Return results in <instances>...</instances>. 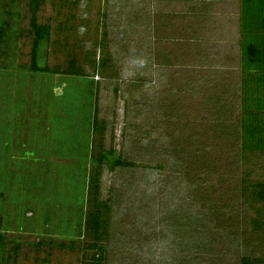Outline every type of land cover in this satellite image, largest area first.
Listing matches in <instances>:
<instances>
[{"label":"rangeland","instance_id":"374dc122","mask_svg":"<svg viewBox=\"0 0 264 264\" xmlns=\"http://www.w3.org/2000/svg\"><path fill=\"white\" fill-rule=\"evenodd\" d=\"M240 6L42 0V72L30 68L29 0H0V264H88L97 249L82 215L96 171L107 264L264 256V229L241 196L264 179V153L239 146Z\"/></svg>","mask_w":264,"mask_h":264},{"label":"trees","instance_id":"16d2710c","mask_svg":"<svg viewBox=\"0 0 264 264\" xmlns=\"http://www.w3.org/2000/svg\"><path fill=\"white\" fill-rule=\"evenodd\" d=\"M42 0H29L31 18L29 32L33 34L31 48L32 71L48 72L46 66L40 67L36 63V52L43 41L48 40V26L40 24L36 19V11ZM240 62L241 70L245 74L242 81L241 112L238 122L239 146L243 152L261 151L264 153V0H241L240 6ZM8 26L6 20L0 21V39L5 35ZM67 70L79 76V69ZM92 128L102 129L97 116L92 118ZM100 144V142H99ZM107 154L100 151L97 156H92L91 162L97 168L107 158ZM117 158L113 163L120 164ZM126 164V162H122ZM99 172L91 173L88 177V202L91 207L82 215L83 234L92 238V243L87 248L97 249L88 260V264H107L108 256L104 244L98 245V241L108 234L109 205L107 201L97 199ZM243 201L254 209L251 218L253 229H264V179L252 181L243 185ZM93 194V196H92ZM79 230V229H78ZM81 231V230H80ZM3 236L0 233V250ZM74 241H71V245ZM61 247H64L61 245ZM239 264H264V256L242 255Z\"/></svg>","mask_w":264,"mask_h":264}]
</instances>
